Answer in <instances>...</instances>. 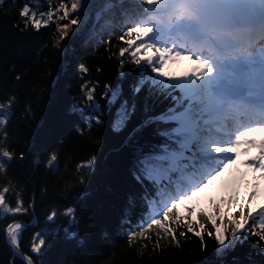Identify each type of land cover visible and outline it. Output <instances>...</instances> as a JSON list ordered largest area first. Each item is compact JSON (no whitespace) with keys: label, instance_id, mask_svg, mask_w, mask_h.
I'll return each instance as SVG.
<instances>
[{"label":"snow or ice","instance_id":"6c2138e0","mask_svg":"<svg viewBox=\"0 0 264 264\" xmlns=\"http://www.w3.org/2000/svg\"><path fill=\"white\" fill-rule=\"evenodd\" d=\"M11 6L18 9L11 28L0 27V44L10 47L5 70L27 83L14 64L51 33V44L43 43L34 59L47 62L44 49H50L61 62L48 87L59 85L49 102L61 103L63 112L58 125H38L24 141L11 124L22 110L21 131L32 125L43 102L36 95L34 109L23 98L37 88L0 90V224L7 221L0 235L7 264H104L120 234L153 252L184 251L182 241L194 240L207 253L211 240L215 256L191 264H264V202L254 207L264 192V141L248 139L264 129V0H12ZM6 7L8 0H0V9ZM29 31L36 34L32 49L22 39ZM101 48L103 63L90 68L89 53ZM179 61L192 70L170 74ZM61 131L93 138L96 147L106 133L119 140L123 168L118 189L109 188L115 212L89 201L99 166L94 151L77 165L74 184L52 186L63 200H45L42 226L35 192L25 202L17 191L10 169L27 170L31 179L20 182L35 189L41 158L52 170L67 150ZM251 149L257 155L241 161ZM241 164L259 181L245 196L213 201L208 211L191 206ZM48 193L45 186L41 196ZM37 228L25 248L24 233ZM53 251L62 258L46 260Z\"/></svg>","mask_w":264,"mask_h":264},{"label":"trees","instance_id":"16d2710c","mask_svg":"<svg viewBox=\"0 0 264 264\" xmlns=\"http://www.w3.org/2000/svg\"><path fill=\"white\" fill-rule=\"evenodd\" d=\"M11 4L12 0H8V7L0 9V11L7 13V19H5L3 15H0V27H7L10 29L12 23L14 22L18 9L13 8ZM34 35L36 34L31 31L23 35L22 39L28 49H32L33 46L36 45V41L32 39ZM53 39L54 37L51 33H49L48 36L41 38L43 43L49 44H51ZM43 43L36 46L35 51H31L29 55L19 57L18 62L14 64L16 73L22 74L27 81V83L24 84L14 80V73L12 70H5L6 53L10 51V47L0 44V90L4 88H14L17 92L31 93V89L35 87L37 88V93L32 94L30 97L25 96L23 99L27 100L31 98L34 109L37 107V101L35 98L36 95H39L40 100L43 102L32 125H23V131H21L20 128L21 121L23 119V111H18L15 118L12 120V132L17 136H20L24 141L29 140L27 133L32 132L38 125H44L46 128L58 125L63 112V105L61 103H57L53 106V104L49 102L51 98L56 95L59 85H57V88L50 89L48 87V85L53 81V78L56 77L57 73L62 71L61 62L50 49H44V51L48 54L47 62H45L44 59H34L36 53L40 52L43 47ZM104 52V48H101L99 53H89L88 64L90 68H94L95 64L98 62L103 63L102 57L104 56ZM13 59L16 58L14 57ZM182 65L183 63L180 61L172 65L169 68V73L175 76L178 68H181ZM109 79H111L113 83L117 81L114 66L109 75ZM126 87L127 85H125V88ZM41 89L43 91H40ZM61 136L65 141L62 146L66 147L67 150L59 154L55 168L52 170L47 169L46 167L47 157L41 158L44 167L43 171H40L36 177L39 183L35 189H33L31 183L24 184L20 182V176H23L24 180L31 179V175L27 170H21L16 167L10 169L14 183L19 184L17 191L22 189L21 195L25 202H28L32 198L33 192H35L36 203L40 209L37 216L41 226L43 225L45 218V211L50 207L49 204L45 203V200L49 198L52 200H63L62 196H56L52 192V186L60 183L61 181L65 182V186L74 184L78 175L77 165L83 163L85 159L93 153V151L99 161V166L89 189L91 192L89 201L100 203L103 205L104 210L111 209V211L115 212L117 210V202L112 193L109 191V188L113 189V191L118 189L119 177L123 168L121 153L117 151L119 148V140L114 138L111 134L106 133L102 144L99 147H96L95 140L87 136L74 138V136H68L63 131H61ZM20 147L23 148L24 145L21 144ZM30 162L35 165V156L32 157ZM3 183V177H0V186H2ZM45 186L49 188V193L47 197H42L41 193L43 192ZM7 195L11 197L13 193H9ZM235 196H241V194H235ZM221 198H225V196H221ZM209 209L206 208L201 210L208 211ZM178 211L181 215H185L186 207L181 206V209ZM198 211H200V209H198ZM6 223L7 221L0 224V232H2ZM38 230L39 228L35 230L29 229L24 233L23 246L25 248L29 246L33 232ZM143 243L144 242L141 241L138 245H129L125 242L123 235L120 234L117 239L112 241V246L107 248L104 264H191V261L203 260L205 256L209 259L215 256V245L211 240H208L207 253H202L197 248L194 240L192 242L182 241L184 251L169 248L163 252L159 250L153 252L151 250V245L145 249L142 247ZM3 245L4 238L0 235V262L7 264L9 254L6 250H4ZM189 248L193 250L192 253L190 255L185 254ZM236 254L239 255L240 253L237 252ZM62 255L63 253L61 252L53 251L45 259L55 262L60 260ZM16 264H20V262L17 261Z\"/></svg>","mask_w":264,"mask_h":264},{"label":"rangeland","instance_id":"374dc122","mask_svg":"<svg viewBox=\"0 0 264 264\" xmlns=\"http://www.w3.org/2000/svg\"><path fill=\"white\" fill-rule=\"evenodd\" d=\"M191 70H192V68L190 70H188L186 68H182L181 71H180V76H182L183 74H185L187 72H190ZM258 132L259 131H256V132L252 133L248 137V139H250L251 137H254V139H255L257 137V135H258ZM248 157H241V161L247 160ZM225 178L227 179V182H228V186L227 187L230 188V189H233V190L237 189L238 187H241V185L244 184L245 188H246L245 195L251 190L252 185L254 183L259 182L258 181V174L252 172L248 168L243 167L242 164L238 165L235 169H232L228 173H225ZM217 185H219V184H217ZM207 202H208L207 194L205 192L200 197H198L197 200L194 201L191 206L197 205V206H201L202 207V206H205L207 204ZM259 204L254 205V207H258Z\"/></svg>","mask_w":264,"mask_h":264},{"label":"bare ground","instance_id":"6f19581e","mask_svg":"<svg viewBox=\"0 0 264 264\" xmlns=\"http://www.w3.org/2000/svg\"><path fill=\"white\" fill-rule=\"evenodd\" d=\"M257 155V150L254 149L253 156Z\"/></svg>","mask_w":264,"mask_h":264}]
</instances>
